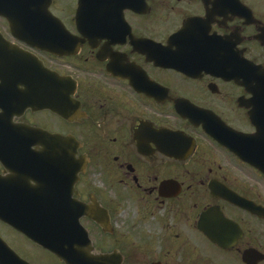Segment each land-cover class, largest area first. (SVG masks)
Here are the masks:
<instances>
[{
  "label": "flooded vegetation",
  "instance_id": "obj_1",
  "mask_svg": "<svg viewBox=\"0 0 264 264\" xmlns=\"http://www.w3.org/2000/svg\"><path fill=\"white\" fill-rule=\"evenodd\" d=\"M5 1L43 26L0 17L2 219H75L102 264H264V0Z\"/></svg>",
  "mask_w": 264,
  "mask_h": 264
},
{
  "label": "water",
  "instance_id": "obj_2",
  "mask_svg": "<svg viewBox=\"0 0 264 264\" xmlns=\"http://www.w3.org/2000/svg\"><path fill=\"white\" fill-rule=\"evenodd\" d=\"M19 1V0H16ZM23 4V1H22ZM24 8V9H23ZM23 8L17 7L16 11L17 14L25 13V7L23 5ZM9 7L8 2L5 0H0V16L7 18L9 21L10 28L12 31L16 28H20L23 26V24L19 21L18 18L16 19H10L9 18ZM46 10V8H45ZM44 10V11H45ZM44 13V12H43ZM4 15V16H3ZM25 16V14H24ZM46 16V14H45ZM19 210L20 211H28L27 203L24 201V203L19 204ZM6 213L4 209L0 207V219L8 224H11L13 226L11 219H5L1 218V215ZM45 217L37 214L35 222H36V229H34V225L27 224L25 226H13L16 230H19L22 232V234L26 235L30 240H32L35 244H39L44 249L54 252V254H57V257L60 258L65 264H98V261L94 259L93 257H90V251L91 246L88 242L87 238L85 237V242L76 241V239H72L69 243H56L54 235L60 233L59 231L55 230H49V229H43L40 228L39 225H42L44 227H47L49 225L48 222H45ZM75 225V227L72 228V226L68 229L69 232L72 233H79L78 223L75 219L70 221ZM80 238L83 236V233L80 232ZM0 264H21V260L14 255L8 248L7 245L0 242Z\"/></svg>",
  "mask_w": 264,
  "mask_h": 264
},
{
  "label": "rangeland",
  "instance_id": "obj_3",
  "mask_svg": "<svg viewBox=\"0 0 264 264\" xmlns=\"http://www.w3.org/2000/svg\"><path fill=\"white\" fill-rule=\"evenodd\" d=\"M14 246V245H13ZM28 250H29V247H27V246H25ZM16 248V247H15ZM35 250V249H34ZM23 251V247H22V250H21V252ZM30 251V250H29ZM36 251V250H35ZM36 252H38L40 255H43V254H41L38 250L36 251ZM44 257H46L45 255H43ZM47 258V257H46ZM46 261H47V263L48 264H50V260H49V257L46 259ZM32 264H42V258L41 259H39V261H32Z\"/></svg>",
  "mask_w": 264,
  "mask_h": 264
}]
</instances>
